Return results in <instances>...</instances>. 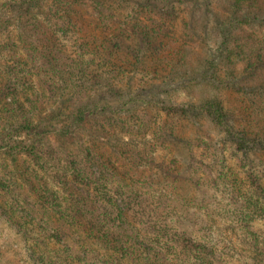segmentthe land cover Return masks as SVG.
Masks as SVG:
<instances>
[{
  "label": "trees",
  "instance_id": "obj_1",
  "mask_svg": "<svg viewBox=\"0 0 264 264\" xmlns=\"http://www.w3.org/2000/svg\"><path fill=\"white\" fill-rule=\"evenodd\" d=\"M40 1L0 0V30L11 21L20 19L31 8L37 7ZM156 1H139L135 4V11L148 9L149 12H153L149 9V5L155 3L156 10L167 17L170 12L165 13L163 7L159 9V3ZM254 1L218 0L217 9L221 12L213 17L215 44L212 46L214 47L205 48V61L192 72L195 77L188 83L189 87L184 88L185 91H191L192 87L204 81L205 86L215 90L214 95L202 99L198 104L193 100L179 112L174 111L176 115L179 113L178 116L186 119H189V115H194L197 119L207 120L209 128L203 133L205 137L202 139L200 137L193 146L185 149L183 164L170 161L157 166V171L148 177L149 183L164 182L157 189L148 187L145 181L143 187H140L138 185L140 179L132 180L127 175L121 176V171L115 167L114 161L110 158L102 160L100 152L93 146L85 147L80 151L81 153H71L75 155L72 158H69L71 154L66 156L65 160L59 157L57 162L59 168L51 171L54 173L46 172V168L42 165L43 159L55 152L45 149L40 144L45 131L38 130V127L27 118L31 115V111L26 110L25 103L20 101L16 84L9 85L12 78H6L0 84V115L10 121L12 127L10 132L12 134L14 132L16 134H13L14 136H20L21 132L26 136V140L20 141L11 138L9 134L8 137L0 134L4 146L1 157L8 158V165L4 163L3 167L28 160L26 170L32 167L31 172L34 173L32 178L37 183L33 186L32 180L29 179L32 175H25V171L18 179L14 178L16 174L12 170L9 172V176L12 177L10 182L14 184L17 180L24 182L20 188L22 190L16 187L10 189L7 185L9 180L0 178V216L13 231L20 233V236L26 232H34L32 238L22 237L27 244L26 256L31 264L219 263L220 257L216 254L217 241L210 237L208 227L211 212L204 206L193 205L194 212L186 214L182 209L183 205L195 204L196 200L189 201L184 196L181 197L178 191L184 184L182 181L190 182L195 173L207 172L209 176H213L215 171V176L210 177L211 188L216 190L215 186L217 188L219 184L222 188H228L231 193L238 194V190L243 188V183L250 184L257 196L253 198V193L247 195L239 203L240 207H244L247 213H252L257 206L264 208V203H261L264 200V169H259L255 163L256 160H264V117L262 119L256 117L253 120L244 116L245 118H241L238 122L223 98L228 92H238V87H242L250 104L249 109L264 104V78L256 73L258 68L264 67V34H257V30L264 24V3L255 7ZM48 2L55 3V10L49 11V14L56 24H52L48 29H42L43 33H49L56 26L72 31L82 30V24L80 26L72 23L77 18L78 22L83 20L81 15L85 7L80 12V0H49ZM84 2L92 6L90 16L98 18L105 25L114 24L118 29L125 28L124 22L128 17H122L115 11L116 9L107 7L109 3H104L102 0H84ZM149 22L151 24L148 25L149 27L141 26L139 23L142 22L139 20L133 23L131 40L135 39L134 47L126 46V42L121 40V35L116 34L106 36L109 38L108 47L104 46L102 41L97 43L94 38H92L94 47L90 51L86 48L84 52L80 47L81 53L87 57L88 65L92 66L95 72V74L90 72L91 83L99 82L106 89H111L112 86L114 89L127 73L134 75L141 73L142 80L145 78V73L146 76L151 74L150 78L161 79L162 85L166 83L168 77L159 76L158 70L154 67L140 70L135 67L136 58L139 53H144V50H147L148 55H143L141 61L144 63L152 61L156 65L166 63L167 61L164 60H168L157 59L162 51L172 50L170 56L176 53L174 49L168 47L166 38L169 31L164 24L156 28L157 24L150 20ZM237 29L240 30L239 32L249 30V42H242L236 35ZM204 30L208 37L209 29ZM39 32L40 30L34 33V36L39 37ZM188 34L190 36V33ZM201 36L203 34L199 37ZM82 39L85 42L89 40L86 37ZM128 39L130 41L129 37ZM47 40L51 41L49 50L57 47V41L53 36ZM60 51L55 49L52 53L56 57L60 56L57 58V63L59 60H70ZM88 58H90L89 62ZM252 60L254 63H251ZM71 61L75 64L72 69H69V65L65 69L59 61L58 71H65L68 74L70 72L72 76L63 81L65 86L70 87L73 93L75 91L76 95L83 94L89 83L87 74L84 73L86 64L73 59ZM241 64L246 65V72L249 69L248 73L255 75L252 81L254 87L239 85L243 83L236 79L238 74L236 67ZM41 66L39 63V69ZM7 69L6 67L5 71ZM81 82L84 83L80 84ZM56 84H59L58 80ZM160 87L161 85H158L155 89ZM148 88L151 89L152 85ZM257 89H261L262 92H253ZM224 91L227 92L223 95ZM38 96L36 93L28 97L25 101L28 109L36 107L40 102L38 99L42 97L37 98ZM162 103L166 106L164 109L167 114L172 111L173 105L164 101ZM87 118V114L81 109L72 117V121L81 124ZM71 125L59 130L58 137L68 135ZM163 133L165 134L163 139H176L173 130ZM235 160L242 165L246 162L249 167L243 171ZM152 161L153 159L150 163ZM213 162L214 165L210 167ZM61 163L64 165L61 166ZM93 166L97 167L96 170H91ZM87 171L89 173H86ZM182 173L188 174L187 179ZM144 180L147 179L144 177ZM29 200L32 203H29ZM204 200L206 199H200L199 204H204ZM195 212L198 213V222L193 223L185 219L195 218ZM262 215L264 216V211ZM185 220L192 223V226H186L189 229H184ZM245 222H248V215ZM243 228L245 231L249 229L247 225ZM246 244L254 250V253H258L256 256H262L264 259V240L252 238L248 239Z\"/></svg>",
  "mask_w": 264,
  "mask_h": 264
},
{
  "label": "rangeland",
  "instance_id": "obj_2",
  "mask_svg": "<svg viewBox=\"0 0 264 264\" xmlns=\"http://www.w3.org/2000/svg\"><path fill=\"white\" fill-rule=\"evenodd\" d=\"M48 1L41 0L37 7L31 8L20 19L11 21L9 25L0 30V84L6 78H12L9 85L16 84L20 101L25 103L26 110L31 111V115L27 118L34 126L38 127V130L45 131L40 144L45 149L55 152L53 155L44 157L43 168H46L48 173L54 171L59 168L57 166L59 157L65 160L66 156L71 153H79L85 147L93 146L100 152L102 160L110 158L114 161L115 167L121 171V176L127 175L132 180L140 179L138 184L140 187H143L144 181L148 187L153 189L161 187L164 182L149 183L148 177L157 171L159 164H167L170 161L181 164L182 160L185 159V149L193 146L196 141L200 140V137L201 139L205 137L203 133L209 128L207 120L197 119L194 115H189V119H186L178 116L179 113L176 115L174 111L179 112L182 107L188 106L193 100L198 104L202 99L214 95L215 90L205 86L204 81L192 87L191 91H185L184 88L189 87L188 83L195 77L192 72L205 61V48L214 47L212 46L215 44V20L213 17L216 13L221 12L217 9L218 0H157L159 9L163 7L165 13L170 12L167 14L168 18L156 10L155 3L149 5V9L153 11L149 12L148 9L135 11V4L144 0H102L104 3H109L107 7L116 9L115 11L122 17H128L126 18L127 21L124 22V29H118L114 24L105 25L103 21L90 16L92 6L88 2L83 3L84 0H80V12L85 7L81 15L83 20L78 22L77 18L72 23H77L80 26L82 24V30L72 31L56 26L49 33H43L42 29H48L55 23L49 14V11L55 10V3ZM263 3L264 0H255L253 5L257 7L258 4L260 6ZM135 20L142 22L139 23L141 26L147 27L151 25L149 20L157 24L156 28L158 25L164 24V27L169 31L166 38L167 44L176 53H172L173 55L170 56L172 50L162 51L157 59L168 60H164L167 61L166 63L156 65L152 61L150 63L141 61L143 55H148L147 50H144V53H139L138 58H136L137 64L135 66L139 70L154 67L158 70L159 76L168 77L166 83L162 85L161 79H152L150 78L151 74L146 76L147 73H145L144 80H142L141 73L136 75L127 73L121 78V83L114 86V89H112L113 86L111 89H106L99 82L91 83L92 78L90 77L95 72L93 67L88 65L87 57L81 53L80 47L84 49V52L86 48L90 51L94 47L92 38L96 39L97 43L102 41L104 46L108 47L107 40L109 38L107 37L114 34L121 35V40L126 42V46L134 47L135 39L131 40V31ZM206 28L209 29L207 31H210L208 37L204 30ZM38 30H40V35L36 37L34 33H37ZM245 30H241V32L236 30V35L241 38L243 43L249 42L250 39L249 30ZM259 33L264 34V24L262 28L257 30V34ZM202 34L203 36L199 37ZM51 36L57 41L55 49L60 51L61 48L62 55L68 56L70 59L59 60L65 69L68 65L70 66L69 69L75 65L71 61L72 59L86 64L84 73L87 74V82L89 83L87 89L84 90L85 93H77L78 95H76L75 91L73 93L70 87L65 86L63 81L71 73L58 71L59 61L57 63V58L60 56L52 55L55 49L49 50L51 41L47 39ZM83 37L89 38V40L85 42ZM104 49L106 50L105 47ZM89 61L90 58H88ZM39 63L42 65L41 69L38 67ZM251 63H254V60ZM245 66L244 64L237 65L236 79L243 83L239 84L240 86L254 87L255 84H252V81L255 75L248 73L250 72L249 69L246 72ZM6 67L8 69L5 71ZM90 72L92 73L91 76H89ZM150 72L152 73V71ZM256 73L264 78V67L258 68ZM15 75L18 76L15 77ZM57 80L59 84H56ZM82 83L84 82L80 84ZM151 85L152 88L149 89L148 87ZM158 85L161 87L155 89ZM237 91L234 93L230 91L225 97L223 96L228 108L234 112L236 121L239 122L241 118L244 119V116L253 120L256 117L262 119L264 117V104L249 109L250 104L247 96H245L244 88L238 87ZM257 91L262 92L261 89L253 90V92ZM225 92L227 91H224L223 95ZM36 93L39 95L37 98H42L38 99L40 102L36 107L29 106L30 109H28L25 101ZM7 101L6 99V103ZM163 101L173 105L172 111H169L168 114L164 109L166 106L162 103ZM81 109L88 118L81 124L74 123L72 117ZM67 125H71L70 133L64 137H58L59 130ZM11 129L10 121L0 115V134L3 137H8L9 134L13 139L26 140L23 132L20 136H14L16 134L13 132V135L10 132ZM168 130L169 132L174 131L176 139H163L165 137L163 132ZM2 136L0 138V178L4 177L6 181L9 180L7 185L10 189L16 187L22 190L20 188L24 182L18 180L15 184L10 182L9 172L12 170L16 174L14 178L18 179L25 171V175H32L29 179L32 180L33 186H36L37 183L32 178L34 176V173L31 172L32 167L30 166L26 170L28 160H24V163L19 162L7 166L8 158L1 157L4 147ZM185 142L187 143L185 144ZM74 156L71 154L69 158ZM6 158L7 162H5ZM152 159L153 161L150 163ZM4 163L7 165L3 167ZM62 163L61 166L64 165ZM235 163L243 171L249 167L246 162L242 165L235 160ZM255 163L259 169H264V160H256ZM211 165H214V162L209 166L211 167ZM96 168L93 166L91 170H96ZM40 175L42 174L40 173ZM182 175L187 179V173H182ZM214 176L215 171L213 176H209L207 172H203V174L197 172L190 179V182L189 180L188 182L182 181L184 184L180 186L182 188L178 194L189 201L196 200V203L192 205L185 203L182 208L183 211L186 214L192 213L194 212L193 205H201L200 207L204 206L211 212L208 227L210 228V237L217 241L216 254L220 257L218 264H264L263 257L256 256L258 253H254V250L246 244L247 240L252 238L264 240V216L262 215L264 208L257 206L252 213H247L248 211L244 210V207L241 208L239 204L244 197L251 193H253V198L256 197L255 189L250 184L243 183V188L238 190V194L231 193L228 188H222L219 184H217V188L215 186L216 190H214L211 188L212 183H210L212 181L210 177ZM144 177L147 180H144ZM38 180L40 179L38 178ZM246 190L249 191L246 192ZM200 199H206L204 204H199ZM28 202L32 203L30 200ZM261 203H264V200ZM247 215L248 222H245ZM194 216L196 217L185 219L193 221V223L194 221L198 222V213L195 212ZM186 220L184 229H189L186 226H192V223ZM245 225L249 228L248 231L244 230L243 226ZM33 236L34 232H26L20 236V233L13 231L0 216V264H31L26 256L27 244L22 237L32 238Z\"/></svg>",
  "mask_w": 264,
  "mask_h": 264
}]
</instances>
